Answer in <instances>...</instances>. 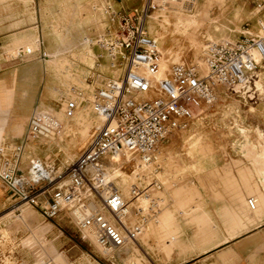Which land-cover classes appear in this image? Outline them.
Here are the masks:
<instances>
[{"label": "built area", "instance_id": "2783aa9c", "mask_svg": "<svg viewBox=\"0 0 264 264\" xmlns=\"http://www.w3.org/2000/svg\"><path fill=\"white\" fill-rule=\"evenodd\" d=\"M175 1L145 0L139 13L105 8L107 22L115 30L108 27L96 41V58L105 60L111 75L98 87L88 82L85 89L71 88V98H63L57 109L67 120L87 108L100 121L72 161L46 163L27 153L40 141L60 152L56 144L65 125L47 112L32 111L23 138L0 144V184L21 203L10 211L12 215L18 217L22 205L45 221L64 213L76 230L91 234L99 251L111 257L144 233L160 211L159 199L147 189L159 191L161 184L150 179L145 185L144 178H138L124 195L108 175L111 157H128L140 168L150 167L158 146L171 134L187 130L201 109L213 104L217 89L235 94L244 88L246 94L264 67V0H250L261 13L255 36L208 43L202 66L180 62L165 69L145 22L154 12L169 11ZM94 77L88 74L86 79ZM245 203L253 211L256 199L248 197ZM2 212L0 207V222Z\"/></svg>", "mask_w": 264, "mask_h": 264}, {"label": "rangeland", "instance_id": "374dc122", "mask_svg": "<svg viewBox=\"0 0 264 264\" xmlns=\"http://www.w3.org/2000/svg\"><path fill=\"white\" fill-rule=\"evenodd\" d=\"M114 1L64 0V5L56 1L54 7L40 10L41 26L39 39L36 38L41 56L55 51L58 43L55 33L61 34L70 43L60 47L62 52L56 55L55 70L49 78V88L55 92L60 90L61 93L55 97L47 95V100L52 104L40 108L37 105L34 111L52 108L58 112L62 99L70 97L71 88L85 89L88 82L98 87L107 79L103 74L110 71L105 66L98 68L101 72L98 77L90 81L86 77L91 73L90 69L95 67V49L99 51L95 46L96 41L105 35L108 27L110 32L115 30V25L111 26L105 16V8ZM130 1L137 6L133 10L139 13L145 0ZM78 4L84 5V11L79 10ZM259 21L261 13L250 0H178L169 11L150 14L145 26L149 36L156 41L167 69L166 66L180 62L202 66L208 43L253 37L257 33ZM11 52L8 53L9 58ZM256 78L260 82L250 83L246 94L243 93L244 88L236 90L235 94L217 89L213 104L201 109L187 130L171 134L158 146L156 161L151 167H136V161H127L126 157H118L117 162L111 164L109 162L108 175L110 177L112 173L110 168L119 169L120 177L114 176V182L124 195L129 185L138 178H144L140 180L145 185L150 184V179L161 184L159 191L150 187L147 189L152 198L159 199L160 211L148 224L144 235L117 255H103L94 240L88 234L76 230L64 213L54 220L45 221L37 212L33 215V209L22 205L19 208L22 212L18 217L14 213L13 217L10 211L21 203L10 197L0 184V207L5 215V220L3 218L0 222V233H5L4 241L0 242V264H177V256L174 255L177 204L196 197V190L205 181V158L212 152L223 155L229 150L241 152L239 146L246 140H259L256 135L259 129L253 125L254 103L257 102L258 94L263 92L257 85L264 89V67L258 70ZM44 83V76L40 72L32 93L36 92L40 96ZM56 116L65 125L63 138L56 141L60 152L56 153L48 143L45 146L40 141L38 145L29 147L27 153L46 163L70 162L99 120L87 108L75 112L67 120L61 113ZM241 131H245L244 136L238 133ZM168 238H172V241Z\"/></svg>", "mask_w": 264, "mask_h": 264}, {"label": "crops", "instance_id": "0c3cea01", "mask_svg": "<svg viewBox=\"0 0 264 264\" xmlns=\"http://www.w3.org/2000/svg\"><path fill=\"white\" fill-rule=\"evenodd\" d=\"M56 1L64 2L0 0V144L20 141L34 108L51 105L47 95L55 97L61 93L49 88V78L55 70L56 55L62 52L60 47L70 42L55 33L58 39L55 51L42 56L37 44L41 26L39 12L42 8L54 7ZM108 5L116 12L137 7L130 0H115ZM77 6L84 11V5ZM100 66H105V60L95 58L90 74L98 77ZM40 72L45 83L37 96L32 92ZM103 75L108 77L110 73ZM257 88L263 90L254 103L253 125L259 129L256 130L259 140H246L240 145L243 149L239 146L241 152L209 154L205 158V181L196 190V197L177 204L174 228L177 264H264V89L260 85ZM39 111L55 116L61 113L52 108ZM238 133L244 136L245 131ZM248 197L256 199L253 211L246 206Z\"/></svg>", "mask_w": 264, "mask_h": 264}, {"label": "bare ground", "instance_id": "6f19581e", "mask_svg": "<svg viewBox=\"0 0 264 264\" xmlns=\"http://www.w3.org/2000/svg\"><path fill=\"white\" fill-rule=\"evenodd\" d=\"M170 7H171V6H170ZM170 7H169V8H170ZM169 8H168V9H169ZM19 52H20V54L23 56L22 51H19ZM26 52L29 53V52H31V50L28 48V49L26 50ZM17 53H18V52L15 53V56H17ZM160 53H161V52H160ZM19 56H20V55H19ZM253 56H254L255 59H257V58H256V55L253 54ZM163 61H164V60H163ZM163 66H164V65H163ZM168 66H169V65H168ZM168 66H166V68H167ZM164 68H165V67H164ZM102 70H103V68H102ZM105 70H106V69H105ZM109 73H110V72H109ZM257 80H258V79L256 78V79H255L256 82L254 81L253 83L256 84V83L260 82V81H257ZM254 87H256V86H254ZM248 90H249V89H248ZM240 93H241V92H240ZM241 94H242V93H241ZM237 95H238V94H237ZM38 111H39V110H38ZM99 124H100V121H99L98 125H99ZM98 125H97V126H98ZM97 126H96V127H97ZM190 127H191V126H190ZM92 131H93V130H92ZM92 131L89 133L90 135H91ZM90 135L87 137L86 140L83 141V143H81V144L79 145V149H81L82 147H84L85 144H86V142L89 141V139H90ZM247 146H248V145H247ZM240 147H241V146H240ZM241 148H242V147H241ZM241 148H240V149H241ZM245 148H246V146H245ZM242 149H243V148H242ZM243 152H245V150H244ZM117 160H118V157H117V156H112V157H111V160H110V164L113 163V162H117ZM126 160L129 161V158L126 157ZM135 161H136V160H135ZM119 163H120V162H119ZM135 163H136V167H138V163H137V161H136ZM132 165H133V164H132ZM150 167H151V166H150ZM116 169H117V168H110V170L112 171V173H111V175H110V178H111V179L116 178V177H120V175L118 174V170H119V169H118V170H116ZM136 169H137V168H136ZM139 169H140V168H139ZM143 169H145V168H143ZM114 176H116V177H114ZM25 208H26V207H25ZM22 209H23V208H22ZM29 210H30V209H29ZM21 212H22V211H21ZM13 215H14V214H13ZM27 215H28V214H27ZM33 215H36V212H35V214H33ZM33 215H32V216H33ZM21 216H22V215H21ZM32 216H31V218H32ZM39 216H40V215H39ZM23 217H24V216H23ZM26 217L28 218V216H26ZM15 218H16V217H15ZM27 218H26V219H27ZM8 219H9V217H8ZM26 219H24V220H26ZM4 220H5V218H4ZM10 221H11V220H10ZM13 221H14V220H13ZM21 221H23V220H21ZM26 221H27V220H26ZM3 223H4V222H3ZM30 223H31V222H30ZM0 224H1V223H0ZM27 225H28V224H27ZM2 228H3V227H2ZM145 231H146V230H145ZM2 232H3V229H2ZM32 232H33V231H32ZM85 233H86V232H85ZM1 234H2V233H1ZM3 234H5V233H3ZM86 234H88L89 237H90L92 240H94L91 234H89V233H86ZM143 235H144V234H142V236H143ZM36 241H37V238H36ZM37 243H39V242L37 241ZM135 243H136V242H135ZM135 243H134V244H135ZM39 244H40V243H39ZM41 244H42V243H41ZM41 244H40V245H41ZM94 244H95V242H94ZM3 246H4V245H3ZM3 246H2V247H3ZM2 247H1V248H2ZM97 249H98V247H97ZM98 250H99V249H98ZM125 250H126V248H125ZM123 251H124V250H123ZM60 255H61V254H60Z\"/></svg>", "mask_w": 264, "mask_h": 264}, {"label": "water", "instance_id": "95a60500", "mask_svg": "<svg viewBox=\"0 0 264 264\" xmlns=\"http://www.w3.org/2000/svg\"><path fill=\"white\" fill-rule=\"evenodd\" d=\"M91 136V135H90ZM80 149H78V151H79Z\"/></svg>", "mask_w": 264, "mask_h": 264}]
</instances>
